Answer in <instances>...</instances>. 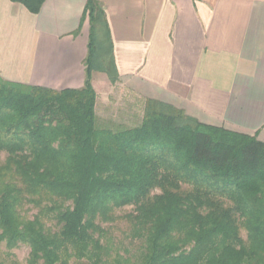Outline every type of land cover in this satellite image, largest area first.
<instances>
[{"label": "trees", "instance_id": "trees-1", "mask_svg": "<svg viewBox=\"0 0 264 264\" xmlns=\"http://www.w3.org/2000/svg\"><path fill=\"white\" fill-rule=\"evenodd\" d=\"M9 1L34 15L45 2ZM85 17L82 88L0 77L5 257L25 246L26 264H264V142L153 99L137 125L98 128L91 73L118 76L97 0Z\"/></svg>", "mask_w": 264, "mask_h": 264}, {"label": "crops", "instance_id": "crops-1", "mask_svg": "<svg viewBox=\"0 0 264 264\" xmlns=\"http://www.w3.org/2000/svg\"><path fill=\"white\" fill-rule=\"evenodd\" d=\"M122 88L200 122L264 142V0H97ZM86 0H45L40 12L0 0V77L51 90L80 89L89 38ZM117 105V104H116ZM115 106V105H114ZM113 106V107H114Z\"/></svg>", "mask_w": 264, "mask_h": 264}, {"label": "rangeland", "instance_id": "rangeland-1", "mask_svg": "<svg viewBox=\"0 0 264 264\" xmlns=\"http://www.w3.org/2000/svg\"><path fill=\"white\" fill-rule=\"evenodd\" d=\"M105 96L106 92L101 91L97 102L95 120L98 128H108L115 131L119 128H129L137 125L142 114V105L140 102L130 100L122 88L109 91L108 96L112 100L111 107L105 100ZM144 103L145 101L142 104L144 105ZM1 158L3 159V156ZM127 211L128 208H124L122 211H118L117 214H122ZM114 226L112 233L115 240L118 241L122 239L121 233L125 224L117 222ZM241 236L244 237L245 234L242 232ZM4 252L3 246L0 245V259L4 260V264H26L29 249L25 246H19L17 249L11 251L12 257L9 259L5 257Z\"/></svg>", "mask_w": 264, "mask_h": 264}]
</instances>
